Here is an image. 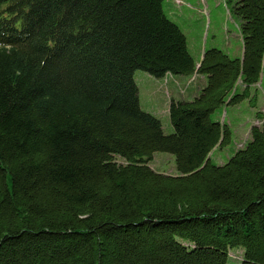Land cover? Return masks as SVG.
<instances>
[{
    "label": "trees",
    "instance_id": "obj_1",
    "mask_svg": "<svg viewBox=\"0 0 264 264\" xmlns=\"http://www.w3.org/2000/svg\"><path fill=\"white\" fill-rule=\"evenodd\" d=\"M221 3L242 54L197 62L164 0H0V264H264V116L213 161L232 138L213 115L256 106L264 0ZM138 70L205 79L170 100L169 135L140 108Z\"/></svg>",
    "mask_w": 264,
    "mask_h": 264
},
{
    "label": "rangeland",
    "instance_id": "obj_2",
    "mask_svg": "<svg viewBox=\"0 0 264 264\" xmlns=\"http://www.w3.org/2000/svg\"><path fill=\"white\" fill-rule=\"evenodd\" d=\"M208 1L205 0L206 5L201 3L199 8L203 10L200 12L197 11L199 15L195 14L190 19L188 11H185L183 7L180 8L182 5L180 1H177V5H175L174 0H164L163 7L167 17L176 23L185 33L188 48L192 55H195L199 47H202L203 50L205 48L217 47L223 49L230 55H237V49L242 50V46L235 20L220 0H218L220 6H215L213 9L208 8L210 4V1ZM172 6L174 8L176 6V9L180 8L177 11V13L179 12V17L174 16L170 12L172 10L171 8H173ZM187 7L192 9V7ZM227 45L230 46V49ZM133 78L140 91V108L142 111H151L153 113L152 115L160 120L163 133L165 135L171 134L173 128L168 116L170 100H186L191 96L193 87L197 86L200 79L193 77L184 81L169 78L160 80L139 70L134 73ZM255 90L257 91L255 108H252L248 101H242L234 106L223 107L218 111L220 115L219 113L213 115L214 120L217 119L220 122L225 121L230 124L232 129L231 143L219 151L220 154L215 156L216 161L213 160L215 163H222L229 155L228 151L232 152V150L242 148L249 138L250 127L261 124V121L256 119L255 113L260 112L264 116V71L261 74L260 81L256 85ZM149 165L155 172L176 175L174 158L170 154L161 152L154 153ZM237 257L238 254H231L230 264H235L239 259Z\"/></svg>",
    "mask_w": 264,
    "mask_h": 264
},
{
    "label": "crops",
    "instance_id": "obj_3",
    "mask_svg": "<svg viewBox=\"0 0 264 264\" xmlns=\"http://www.w3.org/2000/svg\"><path fill=\"white\" fill-rule=\"evenodd\" d=\"M195 1V7H193L191 10H186V11H188V13H189V19L192 17V16H194L195 14H197V11H201V10H203V9H200L199 8V5L201 4V3H204L205 5H206V2H205V0H194ZM210 1V4L208 5V8H215V6H220V4L218 3V0H209ZM208 1V2H209ZM221 1V0H220ZM181 2V1H180ZM207 2V3H208ZM216 3H218V4H216ZM175 5H177V3L175 2ZM182 6H184L183 5V3H182V5L180 6V7H182ZM188 9V8H187ZM180 10V9H179ZM178 11V10H177ZM185 12V11H184ZM173 13V12H172ZM179 13V12H178ZM178 13H175V11H174V13H173V15L174 16H176V17H179L178 16ZM182 15V14H181ZM197 15H199V14H197ZM228 46V48L230 49V46L229 45H227ZM202 52H203V48L202 47H199L197 50H196V53H195V55H192L194 58H195V60L197 61V62H199V60H200V57H201V55H202ZM241 54H242V50H240L239 48L237 49V55H234L235 57H240L241 56ZM193 77H195V78H199L200 79V81L198 82V84H197V86H195V87H193V89H192V91H191V96L190 97H188L186 100H189V99H191V98H193L194 96H196L197 94H198V92L200 91V89L204 86V84H205V79H204V77H202V76H200V75H193L191 78H193ZM167 78H169V79H181V81H184V80H187V79H191V78H181V77H174V76H170V75H166L164 78H162V79H160V80H164V79H167ZM161 82V81H160ZM138 96H139V103H140V106H141V95H140V91L138 90ZM146 112H148V113H150V114H153V113H151V111H146Z\"/></svg>",
    "mask_w": 264,
    "mask_h": 264
},
{
    "label": "bare ground",
    "instance_id": "obj_4",
    "mask_svg": "<svg viewBox=\"0 0 264 264\" xmlns=\"http://www.w3.org/2000/svg\"><path fill=\"white\" fill-rule=\"evenodd\" d=\"M233 254V253H232Z\"/></svg>",
    "mask_w": 264,
    "mask_h": 264
}]
</instances>
